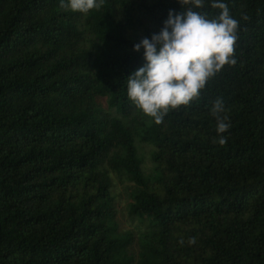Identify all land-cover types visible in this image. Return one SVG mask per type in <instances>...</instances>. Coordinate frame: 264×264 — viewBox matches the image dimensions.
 <instances>
[{"label": "trees", "instance_id": "16d2710c", "mask_svg": "<svg viewBox=\"0 0 264 264\" xmlns=\"http://www.w3.org/2000/svg\"><path fill=\"white\" fill-rule=\"evenodd\" d=\"M223 2L240 25L236 65L156 124L127 77L178 0L87 14L0 0V264H264V0ZM119 184L139 231L121 225Z\"/></svg>", "mask_w": 264, "mask_h": 264}, {"label": "clouds", "instance_id": "9594fccd", "mask_svg": "<svg viewBox=\"0 0 264 264\" xmlns=\"http://www.w3.org/2000/svg\"><path fill=\"white\" fill-rule=\"evenodd\" d=\"M178 2L183 13L170 10L159 33L134 45L136 52L143 48L146 63L127 77L128 99L156 124H161L170 110L189 106L226 65L237 63L235 48L240 25L228 5L223 0H211V7L220 11L209 18L194 10L203 8L205 0ZM103 3L104 0H60L62 8L82 14L99 10ZM224 113V102L217 98L211 114L219 134L214 142L221 146L227 143L222 134L231 127ZM189 243H195V238Z\"/></svg>", "mask_w": 264, "mask_h": 264}, {"label": "rangeland", "instance_id": "374dc122", "mask_svg": "<svg viewBox=\"0 0 264 264\" xmlns=\"http://www.w3.org/2000/svg\"><path fill=\"white\" fill-rule=\"evenodd\" d=\"M143 153L145 154L146 159H148L149 147H143ZM126 187H128V185ZM126 187L125 184H119L118 186L117 198L119 202V220L123 228L139 231L140 229L138 220L131 217L128 211L130 196Z\"/></svg>", "mask_w": 264, "mask_h": 264}]
</instances>
